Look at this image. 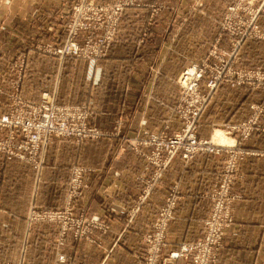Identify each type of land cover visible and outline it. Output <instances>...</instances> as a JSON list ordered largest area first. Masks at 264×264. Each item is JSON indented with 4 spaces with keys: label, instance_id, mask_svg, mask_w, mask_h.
Wrapping results in <instances>:
<instances>
[{
    "label": "rangeland",
    "instance_id": "rangeland-1",
    "mask_svg": "<svg viewBox=\"0 0 264 264\" xmlns=\"http://www.w3.org/2000/svg\"><path fill=\"white\" fill-rule=\"evenodd\" d=\"M39 10L45 28L38 25L45 20L32 14ZM14 11L30 12L32 17L20 21L37 29L19 35L3 31L16 20ZM117 43L133 47L140 75L156 77L163 64L178 73L174 111L162 115L158 129L137 128L135 122L125 127L121 116L111 129L100 128L93 120V101L64 104L56 90L43 89L45 76L35 75L50 70L54 81L48 85L56 89L58 73L68 63L75 71L68 80L96 85L114 69L108 59L125 53L124 45L114 48ZM149 43L159 44L146 49H155L154 54L139 58ZM11 113L31 115L37 126L32 132L41 138L31 144L22 128L0 134L16 152L0 155L30 165L36 174L35 185L26 178L18 194H4L3 203L15 206L21 224L4 227L5 241L0 227V264H118L121 259L113 253L124 243L132 246L136 264H219L234 223L239 195L232 188L239 158L248 153L243 145L264 134V0H0V116ZM110 138L120 140L117 158L132 149L144 159L136 177L142 190L118 215L108 199L103 210L94 198L101 166L96 164L110 155L108 143L105 153L98 141ZM230 139L236 142L229 144ZM258 142L264 149V136ZM198 154L225 156L207 194L211 205L202 234L180 240L171 231L181 200L172 182L148 226L141 234L131 230L130 222L162 185L174 159L187 163ZM126 181L118 176L113 184ZM6 213L0 211V217ZM118 218L124 219L122 225Z\"/></svg>",
    "mask_w": 264,
    "mask_h": 264
},
{
    "label": "crops",
    "instance_id": "crops-1",
    "mask_svg": "<svg viewBox=\"0 0 264 264\" xmlns=\"http://www.w3.org/2000/svg\"><path fill=\"white\" fill-rule=\"evenodd\" d=\"M32 14L36 15L35 18L39 17L45 20L38 24L40 28L47 26L43 11L39 10ZM51 15L54 17L53 13ZM13 16L16 17V20L8 26L3 25V31L7 30L19 35V33H27L38 27L36 25L26 27L21 23V19H25L27 16L32 17L30 12L14 11ZM23 26L25 27L24 32L21 29ZM156 44L144 45L145 49L140 50L139 58L142 59V54L149 56L154 54L155 49L154 51L146 49L152 46L157 47ZM123 45L125 46V53L123 55L115 53L114 57L108 59L109 64L114 69L110 73L104 72L100 81L95 83L96 85L91 86L90 82L86 84L82 79L80 81L68 80L69 72L75 73V71L68 69L70 67L68 63L67 65L64 63V67L67 66V68L63 72L61 69L58 73L56 89L52 88V85H48L54 81L50 70L44 68L42 73H35V75L45 76L43 89L46 91L56 90L57 100L63 99L64 104L81 105L93 101L95 107L93 120L100 128L111 129L117 117L121 116L125 120V127L131 125V122H135L137 128L143 124L141 126L143 129L150 128V125H155V129H158V126L163 122L162 115L171 114L174 111L178 98L174 85L178 73H175L174 69H171V71L173 70L171 72L163 64L162 72L156 77L150 75L149 78V75L138 74L135 72L132 59L133 47L130 49L128 43H117L114 48L120 49ZM137 52H139L138 49ZM122 69L124 71L120 72ZM29 77L30 75L26 78ZM75 78H80L78 73H76ZM134 83L141 84L138 86ZM161 83H164L165 86H162ZM256 136V141L252 144L244 143L243 150L248 153L242 155L238 161L236 179L232 189L239 197L235 203L234 223L226 233L219 264H264V149L260 147L261 144L258 142L264 134L259 133ZM98 142H102V150L105 153L107 152L105 143H108L110 155L107 160H104L102 155L96 164L101 166L98 167L99 176L94 187V198L102 203L103 210L105 208L103 203H106L103 200L108 199V204L112 203L116 215L125 213L142 190V180H136V177L144 168V159L140 153L132 149H125L123 154L117 158L115 153L120 142L119 139L110 138ZM228 142L234 144L236 141L230 139ZM224 159L225 156L223 155L198 154L186 163L176 157L162 178V185H158L152 196L140 206L141 212L130 222V229L135 232L139 230L140 234L142 233L143 228L148 226L153 214L164 203L165 195L172 182L179 186L181 200L175 211L176 218L171 223V231L180 240H193L200 236L203 219L207 216L211 205L207 194L223 168ZM30 168V165L20 163L14 158L0 155V211L7 212V216L0 217L1 241L6 239L4 227L14 228V226L21 224V219L14 212L15 206L12 205L11 207L3 203L4 194H18L17 189H19V185H22V182L26 181V178H35V170L32 169L31 171ZM124 172H131L132 181L128 180L131 179V176H122ZM118 176L127 179L124 182L126 185L113 184ZM8 189L10 191H7ZM116 201L119 202L114 203ZM115 220L122 225L124 219ZM13 228L11 229L13 230ZM10 237L12 240L15 239L14 234ZM136 239H138L137 235ZM119 248L118 252L113 253L114 257L121 259L118 264H136V255L131 245L124 243Z\"/></svg>",
    "mask_w": 264,
    "mask_h": 264
},
{
    "label": "built area",
    "instance_id": "built-area-1",
    "mask_svg": "<svg viewBox=\"0 0 264 264\" xmlns=\"http://www.w3.org/2000/svg\"><path fill=\"white\" fill-rule=\"evenodd\" d=\"M22 128L23 131L27 132L29 141L31 144H36L40 141V134L38 132H32L33 128H37L34 123V119L29 116H20L19 113L4 114L0 116V134L4 129H10L12 131ZM0 151L5 152L8 156L16 155L15 149L9 145H5L0 140ZM185 249L187 247H184ZM176 256L179 253L175 254Z\"/></svg>",
    "mask_w": 264,
    "mask_h": 264
}]
</instances>
